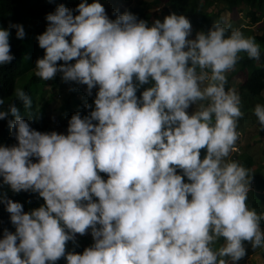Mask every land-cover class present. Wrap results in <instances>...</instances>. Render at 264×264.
Instances as JSON below:
<instances>
[{
  "label": "clouds",
  "instance_id": "9594fccd",
  "mask_svg": "<svg viewBox=\"0 0 264 264\" xmlns=\"http://www.w3.org/2000/svg\"><path fill=\"white\" fill-rule=\"evenodd\" d=\"M113 16L100 0L58 3L36 35L35 77L59 73L69 95L62 81L87 96L95 89L65 132L30 126L32 100L21 87L14 94L27 119L15 103L0 108L16 141L0 144V187L42 198L24 211L0 191L14 228L2 229L0 264H237L245 242L264 248V212L246 204L250 170L229 159L244 113L226 73L241 52L259 60L260 46L223 17L205 31L173 11L151 23L128 10ZM10 29L25 37L19 22L0 27V65L14 59ZM253 115L264 130V104ZM86 232L89 246L66 251Z\"/></svg>",
  "mask_w": 264,
  "mask_h": 264
},
{
  "label": "trees",
  "instance_id": "16d2710c",
  "mask_svg": "<svg viewBox=\"0 0 264 264\" xmlns=\"http://www.w3.org/2000/svg\"><path fill=\"white\" fill-rule=\"evenodd\" d=\"M122 1L130 0H100L105 8V12L109 18H114L113 10L123 12L128 10L134 13L138 18L145 19L148 23H151L153 18L162 19L164 15L170 11L183 13L191 21V24L202 30H207L210 26L208 24L210 15L200 7V0H152V2L142 1L139 5H131L130 2L126 7L121 6ZM205 6H217L224 10H233L240 8L243 10L244 15L250 19L251 22H258L264 18V0H205ZM91 2V0H88ZM63 3L66 7L75 8V5L79 3V0H0V27H5L7 22H19L23 25L25 30V37L18 39L14 36V29H10L9 44L10 52L13 54L14 59L6 65H0V100L3 104H0V108H6L8 103H15L19 114L25 120L28 115L26 114L23 103L17 99L14 94V90L17 87L24 89L25 93L30 96L32 100L31 112L33 113L34 122L30 125L37 131L48 132L56 129L48 122L45 117L44 106H39L37 100L42 98L46 91H49V99L56 97L54 90L58 86L60 74L57 73L51 80L43 81L33 75L34 63L38 57L43 56V49L38 46L36 35L42 32L46 24L45 14L54 11L55 5ZM120 5V6H118ZM153 5V12L149 9V6ZM246 7V9L243 8ZM158 7V9H156ZM155 11H158L157 14ZM75 14V12H74ZM245 36H251L255 42L259 44L261 49V57L259 60L249 59L245 53H239L240 59L237 60L233 69L226 73L227 84L226 87H232L233 80L239 78L235 89L240 96V107L244 115L237 121V131L241 132L236 145L238 152H232L230 159H235L239 163L248 168L252 174L251 190L255 192L264 191V164L261 161H255L253 156L249 153L248 143H254L261 139L264 130H259L255 117L253 115V107L256 103L264 104V28L260 33L253 34L252 31L240 28ZM36 52V53H35ZM58 63H60L58 61ZM71 87L72 93L62 100L56 111V121L59 123L63 132L67 127V121L73 114V112L79 110L81 115L86 114L87 110L84 108V102L92 103V96L95 95V89H93L92 96H87L84 93V88H78L73 86L72 82H65ZM47 87V88H46ZM147 85L141 86L138 89L139 92ZM51 90V91H50ZM252 113V114H251ZM252 117L256 128L249 131L248 135L246 128L243 126V120L246 117ZM9 119H12L9 116ZM257 132V133H256ZM258 134V138H251L250 135ZM250 140V141H249ZM16 143L13 136L10 135L8 127H6L4 120L0 119V144L12 145ZM263 148H264V141ZM204 150L201 149V157ZM264 154V149H263ZM35 161V158H32ZM104 175V174H101ZM0 191H7L9 198L21 202L24 211H28L30 208L38 207L42 203V198L38 197L36 193L30 192H18L13 193L7 189V186L0 187ZM250 191L248 193V199L246 204L248 207L259 211V205L255 197H250ZM9 214L4 210L3 204H0V235H2V229L7 227L9 231H14L13 226L8 219ZM264 224V221L261 222ZM221 243V241H219ZM92 243L90 233L86 232L84 235L76 234V244L71 241L68 242L70 246L86 247ZM247 242H245L246 245ZM218 247V245H214ZM58 259L54 264H60Z\"/></svg>",
  "mask_w": 264,
  "mask_h": 264
},
{
  "label": "rangeland",
  "instance_id": "374dc122",
  "mask_svg": "<svg viewBox=\"0 0 264 264\" xmlns=\"http://www.w3.org/2000/svg\"><path fill=\"white\" fill-rule=\"evenodd\" d=\"M138 1L140 3H142V1H147V2H152V0H130V1H122L120 4L121 6L124 8L126 7L129 2L131 5H139ZM205 0H200L199 4L200 7H202L209 15H210V19L208 21V24L211 25L213 21H217L220 20L222 17L224 18V22L230 24L232 27H239V28H244L246 30L252 31L253 34L255 33H260L261 30L264 28V18H262L260 21L258 22H251L250 23V19L244 15L243 10H241L239 8H235L233 10H224L223 8H220L219 5L217 6H205ZM120 6V5H118ZM153 5L149 6V9L153 12ZM244 9H246L245 6H243ZM157 14L159 13L158 11H155ZM108 13V12H107ZM109 14V13H108ZM199 30H202V28H199ZM239 78L233 80L231 86L235 89L237 83H239ZM74 85L78 88H82L83 89V85H76L74 83ZM47 88V87H46ZM236 90V89H235ZM56 97L53 99H49L50 93L49 91H46V93L43 94L42 98H39L40 100H37V104L39 106H44L45 108V117L48 120V122L56 129L57 132H63L62 128L60 127L59 123L56 121L55 117H56V109L59 105V103L66 99L67 96L69 95V92L66 90L65 86H59L56 88ZM263 96H264V91H263ZM193 105L189 106L188 111L191 112L194 110ZM252 114V113H251ZM243 126L246 128L247 130V135L252 131L253 129L255 130L256 125L252 119V117H246L243 120ZM257 133V132H256ZM254 134V135H250V140L251 138H258V134ZM263 135L261 136L260 140H257L253 143H248L249 147H248V151L249 153L253 156L255 161H261L262 164H264V154H263V139H262ZM249 140V141H250ZM239 151V150H238ZM235 151V152H238ZM232 154V152H230L229 154V159L231 158L230 155ZM250 197H255V199L258 202L259 205V211L260 212H264V191H259V192H255L250 190ZM262 229H264V224H261ZM246 247V253L245 256L240 259L237 264H264V248L261 247H256V248H251V246L249 244L246 243L245 245ZM83 246L82 247H74V246H70L68 243L66 244V251L72 250L75 252H81L83 250ZM61 262L60 264H65V260L63 257H61L59 259Z\"/></svg>",
  "mask_w": 264,
  "mask_h": 264
}]
</instances>
